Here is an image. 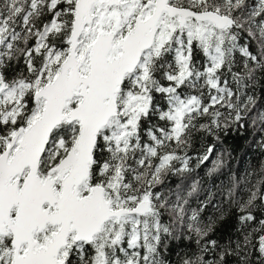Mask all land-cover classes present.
Returning <instances> with one entry per match:
<instances>
[{"label": "snow or ice", "instance_id": "1", "mask_svg": "<svg viewBox=\"0 0 264 264\" xmlns=\"http://www.w3.org/2000/svg\"><path fill=\"white\" fill-rule=\"evenodd\" d=\"M258 85L264 0H0V264H264Z\"/></svg>", "mask_w": 264, "mask_h": 264}, {"label": "trees", "instance_id": "2", "mask_svg": "<svg viewBox=\"0 0 264 264\" xmlns=\"http://www.w3.org/2000/svg\"><path fill=\"white\" fill-rule=\"evenodd\" d=\"M257 95L264 96V85L257 86ZM253 141V136L247 131L242 134H232L223 139L222 143L217 144L220 151H231L232 155L228 159V166L217 178H208V187L221 186V182L227 183L229 174L237 177H243L246 172L251 170L258 171L262 162H264V152H262ZM196 146H193V150ZM201 174L205 170H199ZM175 183V181H173ZM234 219L230 218L226 227H223L218 233V238L226 239L229 235H235L232 230Z\"/></svg>", "mask_w": 264, "mask_h": 264}]
</instances>
